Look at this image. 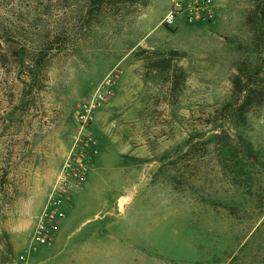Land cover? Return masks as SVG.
<instances>
[{
	"label": "rangeland",
	"instance_id": "1",
	"mask_svg": "<svg viewBox=\"0 0 264 264\" xmlns=\"http://www.w3.org/2000/svg\"><path fill=\"white\" fill-rule=\"evenodd\" d=\"M215 3L212 21L172 26L171 0H16L14 17L3 7L20 39L10 52L62 47L17 122L5 118L22 103L11 94L19 69L0 66V134L13 126L0 143L13 164L0 225L14 264H264V0ZM109 75L114 94L89 127L91 172L55 240L34 244L77 105ZM240 89L257 92L245 121L217 120Z\"/></svg>",
	"mask_w": 264,
	"mask_h": 264
},
{
	"label": "built area",
	"instance_id": "2",
	"mask_svg": "<svg viewBox=\"0 0 264 264\" xmlns=\"http://www.w3.org/2000/svg\"><path fill=\"white\" fill-rule=\"evenodd\" d=\"M179 17H184L188 23L212 21L216 17L215 0H171L163 23L172 26ZM114 84V77L107 76L95 92L77 105L78 132L38 216L32 236L34 244L50 245L55 240L65 216L64 204L72 199L73 191L87 180L92 158L99 152V141L89 127L97 111L114 94Z\"/></svg>",
	"mask_w": 264,
	"mask_h": 264
},
{
	"label": "trees",
	"instance_id": "3",
	"mask_svg": "<svg viewBox=\"0 0 264 264\" xmlns=\"http://www.w3.org/2000/svg\"><path fill=\"white\" fill-rule=\"evenodd\" d=\"M16 0H0V66L2 68H14L15 70L19 69L21 82L14 83L12 86V96L20 97L21 106L19 110L13 106L10 110L7 111V118H5L10 123L17 122L15 121V118L18 115H21L20 109H23L27 103L30 101V97H32V92L38 88L39 84L42 82L44 77H41L40 75L44 70L46 69V63H48L55 54L62 52V47H55L53 44H48L46 46L41 47L40 49H28L24 47L22 44L18 49L13 50L12 52L9 51L5 47L6 42H15L19 43L20 39L16 33L17 30V24L15 19H11L9 21V24L5 22V17L3 14V7L9 5V11L12 13V16L14 17L15 11H14V2ZM99 4L102 3L103 0H98ZM30 30L31 27H28ZM27 29V30H28ZM26 31V29H25ZM27 36L31 37L32 33L30 31H27ZM78 38L76 37L74 41H76ZM10 65V66H9ZM25 74V77L22 75ZM18 78V77H17ZM40 78V79H39ZM20 86V87H19ZM245 92V93H244ZM243 93L245 95H243ZM10 94V96H11ZM257 92L252 89L249 90H243L240 89L237 103H229L225 105L221 109V115L220 117L217 116L215 118L220 119L223 118L224 122H227L228 124L233 123H240L245 121L246 119V112L249 110V106L251 105V101L254 99V96H256ZM236 106L238 107L235 112H228L230 107ZM223 111V112H222ZM21 122V121H19ZM18 122V123H19ZM12 125L8 128V133H10V129H12ZM15 127V126H14ZM224 124L220 126V128H223ZM18 129V127H15ZM232 128V127H231ZM7 129V128H6ZM3 129V134H0V143L1 139L8 134L7 130ZM217 129H214V134L216 136H219L220 133L216 132ZM219 130V129H218ZM231 130V129H229ZM222 130L221 132H223ZM231 135H233L231 132H229ZM5 157H1L0 155V200L2 199L1 196H5L6 194H10L9 186L11 185V182L9 181L10 175L12 173L13 164L7 163L4 161ZM2 213V209H0V214ZM2 235L6 237L7 246H9L8 251L6 252V255L4 257V262L8 264H14V252L12 250L13 244L11 242V238H9V233L2 229V226L0 225V251L1 248H3L4 243L2 240ZM3 244V245H2Z\"/></svg>",
	"mask_w": 264,
	"mask_h": 264
},
{
	"label": "water",
	"instance_id": "4",
	"mask_svg": "<svg viewBox=\"0 0 264 264\" xmlns=\"http://www.w3.org/2000/svg\"><path fill=\"white\" fill-rule=\"evenodd\" d=\"M11 50L13 51L14 50V47H12Z\"/></svg>",
	"mask_w": 264,
	"mask_h": 264
}]
</instances>
